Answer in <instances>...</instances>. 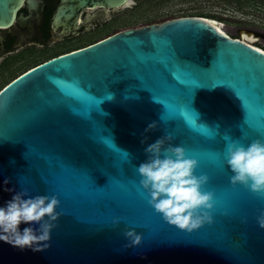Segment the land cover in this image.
Masks as SVG:
<instances>
[{
	"label": "water",
	"instance_id": "obj_1",
	"mask_svg": "<svg viewBox=\"0 0 264 264\" xmlns=\"http://www.w3.org/2000/svg\"><path fill=\"white\" fill-rule=\"evenodd\" d=\"M26 1L0 0V27L23 18ZM134 4L61 0L55 28L79 27L85 7ZM168 133L201 161L196 174L216 195L213 222L192 232L155 212L136 172L145 148ZM256 139L264 141V51L205 17L124 28L45 60L0 92V207L27 189L57 196L62 215L42 251L0 241V264H264V197L233 186L223 157L232 140ZM29 226L39 228L20 230Z\"/></svg>",
	"mask_w": 264,
	"mask_h": 264
},
{
	"label": "clouds",
	"instance_id": "obj_2",
	"mask_svg": "<svg viewBox=\"0 0 264 264\" xmlns=\"http://www.w3.org/2000/svg\"><path fill=\"white\" fill-rule=\"evenodd\" d=\"M181 115L195 127V121L190 120L185 112L181 111ZM156 127L153 122L145 131ZM200 130L207 133L208 127L201 125ZM173 139L174 136L168 133L149 144L145 148L148 159L136 168V172L140 176V186L150 196L148 203L155 212L167 224L192 232L205 223L213 222L216 195L214 190L205 188L209 176L196 174L201 161L190 155L184 146H173L170 143ZM124 153L128 156L127 152ZM220 155L212 154L213 160ZM223 157L231 170L230 182L233 186L243 185L257 196L264 197V141L256 139L245 146L240 140H232L226 144ZM59 206L60 200L55 195L31 196L27 189L16 192L6 206L0 207V241L20 249L42 251L48 247L51 231L62 215L57 212ZM256 219L264 228V212ZM22 223L37 224L39 228L29 226L21 231ZM119 223V218L113 221L114 225ZM125 236L132 246L142 241V236L135 229H127Z\"/></svg>",
	"mask_w": 264,
	"mask_h": 264
},
{
	"label": "flooded vegetation",
	"instance_id": "obj_3",
	"mask_svg": "<svg viewBox=\"0 0 264 264\" xmlns=\"http://www.w3.org/2000/svg\"><path fill=\"white\" fill-rule=\"evenodd\" d=\"M60 2L26 1L18 12L24 17H18L12 25L0 27V92L33 66L97 41L81 43L94 29L104 27L114 19L119 9L85 7L80 12L79 27L61 34L55 28V14ZM232 3L231 8L220 6L218 16H215L217 19L209 15L197 16L222 24L224 30L229 23L230 28L235 30L233 34L226 30L229 36L247 41L264 51V0H232ZM92 15L94 19L86 21Z\"/></svg>",
	"mask_w": 264,
	"mask_h": 264
},
{
	"label": "rangeland",
	"instance_id": "obj_4",
	"mask_svg": "<svg viewBox=\"0 0 264 264\" xmlns=\"http://www.w3.org/2000/svg\"><path fill=\"white\" fill-rule=\"evenodd\" d=\"M137 3L131 7H121L117 10L115 18L106 26L93 30L82 42H90L101 39L118 30L136 27L153 22L163 21L169 18L184 15H209L218 16L221 7L231 8L232 0H135ZM226 3V5H224ZM229 3V4H228ZM118 18V19H117ZM217 19V18H215ZM216 22V21H215ZM225 29V28H224ZM226 30L235 33L226 24ZM225 30V31H226ZM226 31V32H227ZM45 57V56H44ZM38 58V60L42 59Z\"/></svg>",
	"mask_w": 264,
	"mask_h": 264
},
{
	"label": "bare ground",
	"instance_id": "obj_5",
	"mask_svg": "<svg viewBox=\"0 0 264 264\" xmlns=\"http://www.w3.org/2000/svg\"><path fill=\"white\" fill-rule=\"evenodd\" d=\"M215 22V21H214ZM217 25H218V27L224 32V33H226L227 34V32L222 28V24H218L217 22H215Z\"/></svg>",
	"mask_w": 264,
	"mask_h": 264
},
{
	"label": "snow or ice",
	"instance_id": "obj_6",
	"mask_svg": "<svg viewBox=\"0 0 264 264\" xmlns=\"http://www.w3.org/2000/svg\"><path fill=\"white\" fill-rule=\"evenodd\" d=\"M128 2L130 3V2H131V0H128Z\"/></svg>",
	"mask_w": 264,
	"mask_h": 264
}]
</instances>
